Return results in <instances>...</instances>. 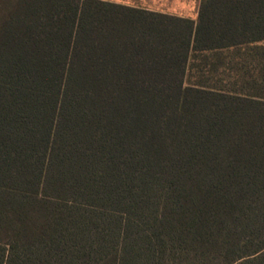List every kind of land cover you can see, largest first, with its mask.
Here are the masks:
<instances>
[{
	"label": "trees",
	"instance_id": "16d2710c",
	"mask_svg": "<svg viewBox=\"0 0 264 264\" xmlns=\"http://www.w3.org/2000/svg\"><path fill=\"white\" fill-rule=\"evenodd\" d=\"M263 42L264 0H0V264H264Z\"/></svg>",
	"mask_w": 264,
	"mask_h": 264
},
{
	"label": "rangeland",
	"instance_id": "374dc122",
	"mask_svg": "<svg viewBox=\"0 0 264 264\" xmlns=\"http://www.w3.org/2000/svg\"><path fill=\"white\" fill-rule=\"evenodd\" d=\"M119 2L135 4L142 8L161 13L198 18V12L202 0H117ZM264 45V42L262 43ZM264 95V94H263Z\"/></svg>",
	"mask_w": 264,
	"mask_h": 264
},
{
	"label": "crops",
	"instance_id": "0c3cea01",
	"mask_svg": "<svg viewBox=\"0 0 264 264\" xmlns=\"http://www.w3.org/2000/svg\"><path fill=\"white\" fill-rule=\"evenodd\" d=\"M103 1L114 2V3H117V4L126 5V6L141 7V6H138V5H135V4L119 2V1H117V0H103ZM149 10H150V9H149ZM152 11H154V10H152ZM155 12H157V11H155ZM177 16H179V15H177ZM180 17H185V16H180Z\"/></svg>",
	"mask_w": 264,
	"mask_h": 264
}]
</instances>
